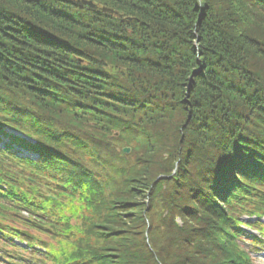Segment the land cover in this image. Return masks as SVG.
I'll return each instance as SVG.
<instances>
[{
  "label": "trees",
  "instance_id": "obj_1",
  "mask_svg": "<svg viewBox=\"0 0 264 264\" xmlns=\"http://www.w3.org/2000/svg\"><path fill=\"white\" fill-rule=\"evenodd\" d=\"M86 1L0 0V264H254L264 0Z\"/></svg>",
  "mask_w": 264,
  "mask_h": 264
},
{
  "label": "rangeland",
  "instance_id": "obj_2",
  "mask_svg": "<svg viewBox=\"0 0 264 264\" xmlns=\"http://www.w3.org/2000/svg\"><path fill=\"white\" fill-rule=\"evenodd\" d=\"M84 2H85V7H86V5L87 4H89V5H92V2H88V1H86V0H83ZM93 6V5H92ZM105 11V10H104ZM252 18V16L251 17H249V19H251ZM247 22V19L246 20H244V22H243V24H241L242 26L241 27H246L245 26V23ZM193 78L195 79V77H192V78H190V81L192 80L193 81ZM196 80V79H195ZM187 82H188V79H187ZM195 82V81H194ZM164 136H166V133H164L163 135H161L160 137H159V139L161 138V140H162V138L164 137ZM5 140H7V138H5L3 141H5ZM6 142V141H5ZM4 142V143H5ZM126 149H127V147H125V149L124 150H122L121 152L123 153V154H127V155H130L131 153H132V151L130 150V148H128L131 152L130 153H127L126 152ZM159 162V161H158ZM161 164H160V162L158 163V165H156L157 167L156 168H158L159 166H160ZM25 216H26V214H25ZM246 218H247V216H245ZM250 231V230H249ZM248 230H247V232H249ZM251 248H253L252 246H247L246 247V249L250 252V251H252L251 250ZM253 249H256V248H253ZM259 249H261V250H259L258 251V253H254L253 254V258H252V260H253V262H254V264H264V249L263 248H259ZM29 254H26V258H29Z\"/></svg>",
  "mask_w": 264,
  "mask_h": 264
},
{
  "label": "bare ground",
  "instance_id": "obj_3",
  "mask_svg": "<svg viewBox=\"0 0 264 264\" xmlns=\"http://www.w3.org/2000/svg\"><path fill=\"white\" fill-rule=\"evenodd\" d=\"M13 95H11V99H12ZM14 105L12 104L11 107H13ZM17 106V105H16ZM14 132V131H13ZM15 134H17L19 137L23 138V134L19 133L18 131L14 132ZM243 224H246L247 221H241Z\"/></svg>",
  "mask_w": 264,
  "mask_h": 264
},
{
  "label": "water",
  "instance_id": "obj_4",
  "mask_svg": "<svg viewBox=\"0 0 264 264\" xmlns=\"http://www.w3.org/2000/svg\"><path fill=\"white\" fill-rule=\"evenodd\" d=\"M127 152H129L128 150H126Z\"/></svg>",
  "mask_w": 264,
  "mask_h": 264
}]
</instances>
